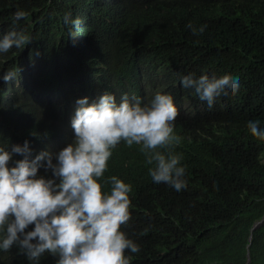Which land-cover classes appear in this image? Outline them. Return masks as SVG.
<instances>
[{
	"label": "trees",
	"instance_id": "obj_1",
	"mask_svg": "<svg viewBox=\"0 0 264 264\" xmlns=\"http://www.w3.org/2000/svg\"><path fill=\"white\" fill-rule=\"evenodd\" d=\"M17 10L26 19L15 21ZM68 13L81 19L74 39ZM11 30L32 43L0 53V142L27 141L32 158L73 139L80 98L173 97L186 187L154 183L139 146L124 142L105 172L132 186L121 230L140 250L126 251L129 264H264V221L254 227L264 217V141L247 129L250 120L264 128V0H0V37ZM9 71L17 76L4 82ZM189 74H229L240 89L209 107L182 86ZM55 259L0 250V264Z\"/></svg>",
	"mask_w": 264,
	"mask_h": 264
},
{
	"label": "clouds",
	"instance_id": "obj_2",
	"mask_svg": "<svg viewBox=\"0 0 264 264\" xmlns=\"http://www.w3.org/2000/svg\"><path fill=\"white\" fill-rule=\"evenodd\" d=\"M26 17L23 10L14 14L15 21ZM63 19L74 39L71 29L79 28L81 19L70 13ZM30 43L27 34L11 30L0 37V53L22 50ZM16 76L9 71L2 79L10 82ZM182 86L212 107L228 90L235 95L240 82L229 74L198 78L189 74L182 78ZM76 103L71 119L74 137L57 153L42 151L32 158L27 141L11 147L0 142V250L15 246L30 261L49 254L56 258L55 264H129L126 251L140 250L121 230L130 220L132 186L116 175L105 179L108 161L121 142L137 145L151 165L148 173L154 183L184 189L185 167L182 156L174 152L180 143L174 134L179 112L173 97L161 92L149 103L127 94L117 101L107 91L91 103L88 97ZM247 129L264 141L259 120L248 121ZM42 167L51 175L40 174ZM30 225L34 227L28 230Z\"/></svg>",
	"mask_w": 264,
	"mask_h": 264
},
{
	"label": "water",
	"instance_id": "obj_3",
	"mask_svg": "<svg viewBox=\"0 0 264 264\" xmlns=\"http://www.w3.org/2000/svg\"><path fill=\"white\" fill-rule=\"evenodd\" d=\"M263 221H264V217H263L262 219H260L259 221H257V222L255 223L254 227L259 226L260 224L263 223Z\"/></svg>",
	"mask_w": 264,
	"mask_h": 264
}]
</instances>
